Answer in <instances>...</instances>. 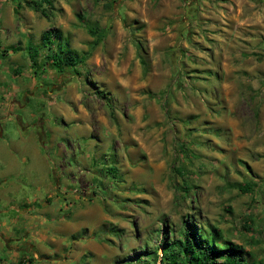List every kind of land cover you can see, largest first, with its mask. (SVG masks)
Here are the masks:
<instances>
[{
    "label": "rangeland",
    "instance_id": "rangeland-1",
    "mask_svg": "<svg viewBox=\"0 0 264 264\" xmlns=\"http://www.w3.org/2000/svg\"><path fill=\"white\" fill-rule=\"evenodd\" d=\"M49 1L0 0V48L21 47L0 52V87L31 84L28 49L44 31L84 58L78 73L59 72L42 65V48L38 94L13 113L43 119L51 181L60 176L70 215L82 212L76 225L116 255L44 264H161L162 244L185 222L264 264V0ZM6 119L4 139L19 132ZM250 180L252 194L234 187Z\"/></svg>",
    "mask_w": 264,
    "mask_h": 264
},
{
    "label": "crops",
    "instance_id": "crops-1",
    "mask_svg": "<svg viewBox=\"0 0 264 264\" xmlns=\"http://www.w3.org/2000/svg\"><path fill=\"white\" fill-rule=\"evenodd\" d=\"M12 12L15 13L14 8ZM20 50L18 45L9 50L0 48L6 57ZM28 58L27 72L32 78L31 84L12 88L4 84L0 87V264H21L26 258L33 264H44L46 260H68L72 263L87 255L95 260H100L105 253L116 255L114 247L102 237L95 238L90 231L76 225L75 222L81 220L82 212L70 215L72 204L60 197V176L54 174V182L51 181L52 168L42 150L43 119L33 115V118L30 117L32 122L24 123L15 118L13 112L23 108L41 86L32 77L36 67ZM20 72L19 67L14 68V77L19 76ZM3 77L0 75V85L3 84ZM23 94L24 102L20 100ZM7 116L9 118L6 119ZM5 119L8 122L17 120L19 132L16 136L3 138ZM29 161L33 164H28ZM28 186L35 187L33 197L27 194ZM43 187L46 188L45 192L49 189L47 198L41 196ZM50 188H54V195L50 194ZM53 196L54 206H58L54 207V211L50 202ZM91 206L88 205L87 211L89 209L99 221L103 220L98 207ZM82 234L85 237H80ZM70 240L73 242L70 243Z\"/></svg>",
    "mask_w": 264,
    "mask_h": 264
},
{
    "label": "trees",
    "instance_id": "trees-1",
    "mask_svg": "<svg viewBox=\"0 0 264 264\" xmlns=\"http://www.w3.org/2000/svg\"><path fill=\"white\" fill-rule=\"evenodd\" d=\"M41 3H50L49 0H40ZM40 5L36 4L34 8L38 11ZM41 13L45 15L44 10ZM89 35L94 39L93 44L97 46L101 37L91 28L88 29ZM61 33L56 30H47L42 34L41 45L37 48H30L29 57L33 67H38L39 52L45 48L48 53L43 66L55 69L59 72L66 71L65 69H73L76 73V67L79 62L84 61L83 57H79L76 53H71L66 47H63L61 42ZM55 49H52V46ZM6 53V51H4ZM43 68V67H41ZM40 68V69H41ZM36 73L37 71L34 70ZM37 75V73H36ZM182 152L185 151L184 146L181 145ZM245 165V164H244ZM246 167V171L251 175L252 170ZM177 176H183V167L174 168ZM234 187L241 194H252L258 187L256 180L246 181L244 183L236 184ZM186 193H189V187H185ZM220 235L215 229L209 236L202 231L197 230L194 224L189 222L184 223V227L180 232V237L173 240H165L162 244V254L160 258L161 264H263L261 261L253 262L251 254L246 252L241 246L234 245L232 242H220ZM150 257L154 255L149 254ZM144 264H150L146 261Z\"/></svg>",
    "mask_w": 264,
    "mask_h": 264
},
{
    "label": "built area",
    "instance_id": "built-area-1",
    "mask_svg": "<svg viewBox=\"0 0 264 264\" xmlns=\"http://www.w3.org/2000/svg\"><path fill=\"white\" fill-rule=\"evenodd\" d=\"M21 264H33V263L31 262L30 259L26 258L22 260Z\"/></svg>",
    "mask_w": 264,
    "mask_h": 264
}]
</instances>
